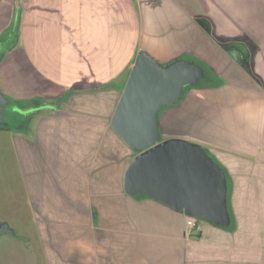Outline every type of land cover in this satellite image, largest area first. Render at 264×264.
<instances>
[{
	"label": "crops",
	"instance_id": "crops-1",
	"mask_svg": "<svg viewBox=\"0 0 264 264\" xmlns=\"http://www.w3.org/2000/svg\"><path fill=\"white\" fill-rule=\"evenodd\" d=\"M1 37L15 43L31 87L42 86L46 100L35 137L25 135L11 161L18 175L0 185V203L10 205H0V226L12 230L0 233V264L52 258L45 242L39 246L36 198L46 209L48 200L75 199L79 191L91 198L98 171L106 181L85 138L95 112L76 113L71 105L77 96L91 100L82 95L93 87L120 98L141 51L161 64L185 58L205 70L161 110L160 124L165 139L197 142L224 169L231 220L223 226L201 219L202 231L188 237L184 210L138 192L129 195L151 205L137 208L146 218L116 224V238L129 233L123 242L133 254L146 249L163 264H264V0H0ZM97 117L107 129V115ZM120 171L124 184L122 164ZM98 239L106 245L107 234Z\"/></svg>",
	"mask_w": 264,
	"mask_h": 264
},
{
	"label": "rangeland",
	"instance_id": "rangeland-1",
	"mask_svg": "<svg viewBox=\"0 0 264 264\" xmlns=\"http://www.w3.org/2000/svg\"><path fill=\"white\" fill-rule=\"evenodd\" d=\"M13 25L17 30L19 25L16 22ZM11 33L13 34L8 33V39ZM8 39L0 38V94L9 102L6 116L0 121V185L4 181V176H8L7 181L11 182L18 175V169L15 170L16 166H12L11 161H15V158L17 160V155L21 152L20 140H25L26 136L35 137L39 122V102L46 97L42 86L31 87V79L23 71L24 63L27 65V61L14 47L15 43L9 42ZM92 89L94 90L89 95L82 93V96L91 97V100L86 102V97L77 96L72 102L71 109L76 113L80 112L79 110L95 112L91 122L92 134L86 135L85 138L87 144H92L93 163L98 167L102 166L100 178L106 181L99 182V171L96 167L95 171L98 172L93 178L97 182H92L91 198H83L84 192L79 191L75 199L48 200L46 209H41L45 206L46 200L42 203L41 199L36 198L34 201L37 208L39 246H42L40 244L42 242L48 246L44 245V249L52 256L46 258L48 264H154L155 259L157 264H163V258H152L153 254L147 253L146 249L141 252L138 248L139 253L133 254V247L123 242L125 238L130 239L129 233H123V240L116 238V224L130 223L132 218L134 222L146 218L138 214L140 209L137 208H150L151 205L137 202L124 190L121 164L125 172L128 163L137 152L123 141L111 126V117L119 98L110 91V88L100 86ZM44 105L45 102H41L40 107ZM99 113L102 117L107 115V129L103 119L99 121L97 117ZM43 116L44 114L40 115L41 119ZM80 123L81 121L77 120L76 125ZM165 137L161 128V138ZM35 184L32 182L31 186ZM77 187L82 189L83 184ZM32 190L34 191L33 187ZM2 192L3 189H0L1 194ZM0 205L1 208L7 209L10 206L4 205L3 201ZM39 206L44 212L51 213L42 215L41 210L39 213ZM104 234H107L106 245L98 239ZM55 250L59 252L57 255Z\"/></svg>",
	"mask_w": 264,
	"mask_h": 264
},
{
	"label": "water",
	"instance_id": "water-1",
	"mask_svg": "<svg viewBox=\"0 0 264 264\" xmlns=\"http://www.w3.org/2000/svg\"><path fill=\"white\" fill-rule=\"evenodd\" d=\"M234 53L250 71L244 58ZM204 76L205 70L195 61L181 58L161 64L149 53L139 52L111 126L137 152L125 170L126 193L144 192L190 216L226 226L231 217L224 169L197 142L161 138V110L180 100L186 88ZM8 103L0 94V121ZM4 231H12L7 223L0 226V233Z\"/></svg>",
	"mask_w": 264,
	"mask_h": 264
},
{
	"label": "built area",
	"instance_id": "built-area-1",
	"mask_svg": "<svg viewBox=\"0 0 264 264\" xmlns=\"http://www.w3.org/2000/svg\"><path fill=\"white\" fill-rule=\"evenodd\" d=\"M186 235L190 237L193 233H200L203 229L201 219L188 215L186 218Z\"/></svg>",
	"mask_w": 264,
	"mask_h": 264
}]
</instances>
